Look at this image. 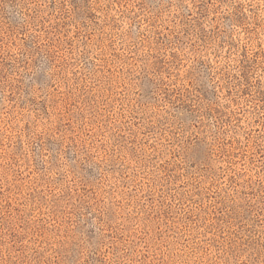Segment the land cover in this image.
<instances>
[{"label": "rangeland", "instance_id": "rangeland-1", "mask_svg": "<svg viewBox=\"0 0 264 264\" xmlns=\"http://www.w3.org/2000/svg\"><path fill=\"white\" fill-rule=\"evenodd\" d=\"M0 264H264V0H0Z\"/></svg>", "mask_w": 264, "mask_h": 264}]
</instances>
